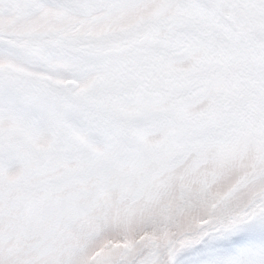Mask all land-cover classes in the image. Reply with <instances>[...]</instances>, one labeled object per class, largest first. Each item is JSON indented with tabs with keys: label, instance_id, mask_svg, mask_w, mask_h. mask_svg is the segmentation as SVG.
<instances>
[{
	"label": "snow or ice",
	"instance_id": "snow-or-ice-1",
	"mask_svg": "<svg viewBox=\"0 0 264 264\" xmlns=\"http://www.w3.org/2000/svg\"><path fill=\"white\" fill-rule=\"evenodd\" d=\"M0 264H264V0H0Z\"/></svg>",
	"mask_w": 264,
	"mask_h": 264
}]
</instances>
